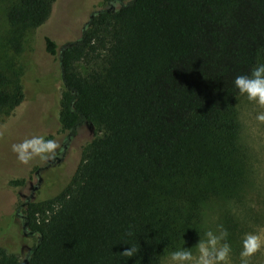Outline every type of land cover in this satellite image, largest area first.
I'll return each instance as SVG.
<instances>
[{"label":"trees","instance_id":"1","mask_svg":"<svg viewBox=\"0 0 264 264\" xmlns=\"http://www.w3.org/2000/svg\"><path fill=\"white\" fill-rule=\"evenodd\" d=\"M56 2L6 0V47L21 53ZM103 4L64 42L44 37L62 134L84 123L96 131L70 182L25 203L24 223L39 235L26 258L1 246L0 264H163L195 247L208 218L232 236L249 221L255 184L233 80L264 61V0ZM23 71L0 65V115L22 105ZM129 245L137 254L122 257Z\"/></svg>","mask_w":264,"mask_h":264},{"label":"rangeland","instance_id":"2","mask_svg":"<svg viewBox=\"0 0 264 264\" xmlns=\"http://www.w3.org/2000/svg\"><path fill=\"white\" fill-rule=\"evenodd\" d=\"M5 3L6 0H0V65L8 67L12 61L17 68L24 70L26 95L19 108L6 116L0 115V247H6L23 260L39 238L37 233H30L24 223L25 203L46 201L70 182L96 131L94 124L84 123L72 137L62 134L60 89L57 75L51 70L50 60L44 52V37L49 35L62 43L65 38L80 33L91 15L108 5H104L103 0H57L46 25L38 34L29 29L23 39V51L14 53L3 41L7 30ZM113 6L118 8L120 2H114ZM237 106L241 122L239 143L251 166L255 192L245 198L249 206L246 205L252 207L248 223L240 225L238 233L233 236L223 227L228 232L227 242L232 249L230 264H240L243 234L264 228V123L254 119L256 112L264 109L242 95ZM33 135L55 140L58 148L51 158L34 157L27 165L21 164L11 145ZM24 178L21 187L13 182ZM217 222L216 216L208 218L210 226L201 227V239H205L206 230L216 231ZM190 250L197 254L196 247ZM167 257L168 254L163 264H168ZM250 264H264V247L250 258Z\"/></svg>","mask_w":264,"mask_h":264},{"label":"clouds","instance_id":"3","mask_svg":"<svg viewBox=\"0 0 264 264\" xmlns=\"http://www.w3.org/2000/svg\"><path fill=\"white\" fill-rule=\"evenodd\" d=\"M234 87L247 101L264 109V62H258L248 74L237 75L233 80ZM254 119L264 123V110L257 111ZM58 144L55 140L45 139L41 135H33L19 143L11 145V150L16 154L17 160L27 165L34 157L48 159L55 155ZM127 235H132L131 230ZM205 239L196 243V255L190 248H178L168 254V264H230L232 251L227 242L228 232L222 225L216 226V231L211 229L204 233ZM264 247V228L243 234L241 240L240 264H250V258ZM138 252L135 245H129L122 252V257L132 258Z\"/></svg>","mask_w":264,"mask_h":264}]
</instances>
